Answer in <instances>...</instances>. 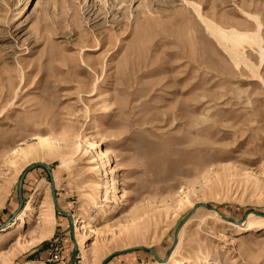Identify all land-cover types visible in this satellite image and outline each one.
Masks as SVG:
<instances>
[{
	"label": "rangeland",
	"instance_id": "rangeland-1",
	"mask_svg": "<svg viewBox=\"0 0 264 264\" xmlns=\"http://www.w3.org/2000/svg\"><path fill=\"white\" fill-rule=\"evenodd\" d=\"M253 212L264 0H0V264H264Z\"/></svg>",
	"mask_w": 264,
	"mask_h": 264
},
{
	"label": "bare ground",
	"instance_id": "bare-ground-1",
	"mask_svg": "<svg viewBox=\"0 0 264 264\" xmlns=\"http://www.w3.org/2000/svg\"><path fill=\"white\" fill-rule=\"evenodd\" d=\"M47 140H40V139H38V147H42V144L44 143V142H46ZM113 185V184H112ZM210 218H212V219H217V220H223L224 221V219L222 218V217H225L224 215H222L220 212H218V211H212L211 213H210V216H209ZM248 219H252V220H254L253 222H255V223H258V221L260 222V221H262L261 223H264V215L263 214H261V213H258V212H253V213H250V215L248 216ZM78 223L79 224H84L85 222H84V220H80V222L78 221ZM253 224V223H252ZM76 226H78L77 225V223H75L74 224V227H75V232H76ZM253 227V226H252ZM180 236V235H179ZM179 241V240H178ZM177 246H178V243H177V245L175 246V248H174V250L172 251V253H171V255H170V257H169V259H168V261H170L171 259H172V257L174 256V254H175V252H176V249H177ZM176 264H181L180 262L178 263H176Z\"/></svg>",
	"mask_w": 264,
	"mask_h": 264
},
{
	"label": "water",
	"instance_id": "water-1",
	"mask_svg": "<svg viewBox=\"0 0 264 264\" xmlns=\"http://www.w3.org/2000/svg\"><path fill=\"white\" fill-rule=\"evenodd\" d=\"M37 166H42V164H32V165H30V166H28L26 169H25V171L23 172V174L21 175V177H20V179H19V181H18V185H17V194H18V197H19V199H20V191H21V181H22V178H23V176H24V174H25V172L26 171H28V170H30V169H32V168H34V167H37ZM202 207H204L205 209H207V210H214V209H212V208H210V207H208V206H206V205H203ZM58 211V213H60L61 215H63V216H65V214L62 212V211H60V210H57ZM224 220H226V221H228V222H232L230 219H228V218H226V217H222ZM151 252H152V250H151ZM75 255V251L73 252V256ZM71 264H73L72 263V261H71ZM104 264V263H103Z\"/></svg>",
	"mask_w": 264,
	"mask_h": 264
}]
</instances>
